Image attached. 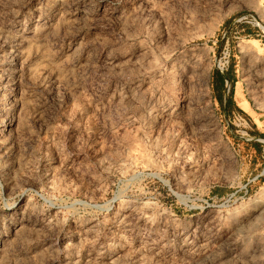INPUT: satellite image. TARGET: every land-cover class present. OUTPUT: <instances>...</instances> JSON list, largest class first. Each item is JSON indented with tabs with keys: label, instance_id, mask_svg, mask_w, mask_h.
Returning <instances> with one entry per match:
<instances>
[{
	"label": "rangeland",
	"instance_id": "rangeland-1",
	"mask_svg": "<svg viewBox=\"0 0 264 264\" xmlns=\"http://www.w3.org/2000/svg\"><path fill=\"white\" fill-rule=\"evenodd\" d=\"M253 132L264 0H0V264H264Z\"/></svg>",
	"mask_w": 264,
	"mask_h": 264
},
{
	"label": "trees",
	"instance_id": "trees-1",
	"mask_svg": "<svg viewBox=\"0 0 264 264\" xmlns=\"http://www.w3.org/2000/svg\"><path fill=\"white\" fill-rule=\"evenodd\" d=\"M215 74H216V82H217V85H215V87L217 88V89H221V87H224L223 86V82H224V80L225 79H227V80H229L230 82L232 81L230 78H228V76H226V78L223 76V74H221V73H219V72H215ZM231 95V92H229V96ZM228 106H231V104H228L227 103V105L225 106V107H223V111H224V113H225V115L227 114V112H228V110H227V107ZM253 136L254 137H257V138H262V139H264V135L263 134H261V133H258V132H253ZM254 145H257V143H255V142H252Z\"/></svg>",
	"mask_w": 264,
	"mask_h": 264
},
{
	"label": "crops",
	"instance_id": "crops-1",
	"mask_svg": "<svg viewBox=\"0 0 264 264\" xmlns=\"http://www.w3.org/2000/svg\"><path fill=\"white\" fill-rule=\"evenodd\" d=\"M227 103L232 105V98H231V96H229V92L227 95H223L222 99H221L222 107H225L227 105Z\"/></svg>",
	"mask_w": 264,
	"mask_h": 264
},
{
	"label": "built area",
	"instance_id": "built-area-1",
	"mask_svg": "<svg viewBox=\"0 0 264 264\" xmlns=\"http://www.w3.org/2000/svg\"><path fill=\"white\" fill-rule=\"evenodd\" d=\"M254 141H255V142L257 141V142H262V143H264V140H260V139H257V138H255ZM262 153H263V156H264V148H263V150H262ZM262 166H263V172H264V157H263Z\"/></svg>",
	"mask_w": 264,
	"mask_h": 264
}]
</instances>
